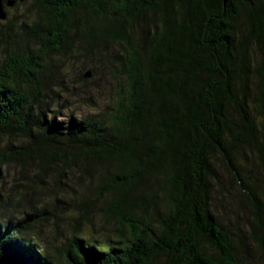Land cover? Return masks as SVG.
Returning <instances> with one entry per match:
<instances>
[{"label":"trees","instance_id":"trees-1","mask_svg":"<svg viewBox=\"0 0 264 264\" xmlns=\"http://www.w3.org/2000/svg\"><path fill=\"white\" fill-rule=\"evenodd\" d=\"M13 1L26 12L0 56V185L14 167L86 193L52 249L41 234L64 202L36 212L0 190V264H245L212 208L223 174L264 257V0ZM75 53L117 83L99 112L64 116L52 67Z\"/></svg>","mask_w":264,"mask_h":264},{"label":"rangeland","instance_id":"rangeland-1","mask_svg":"<svg viewBox=\"0 0 264 264\" xmlns=\"http://www.w3.org/2000/svg\"><path fill=\"white\" fill-rule=\"evenodd\" d=\"M3 7L6 18L0 20V56L5 47H14L20 43V26L25 19L24 13L26 12L25 6L15 3L13 6ZM247 29L248 26L243 25L242 30L247 31ZM75 54V56H56L54 63L60 67H52V70L56 72V80H53V84L59 83V86L53 88L50 92L51 99H49V103L51 106L55 105L54 109L52 108L53 112H61L64 116L89 115L99 112L109 103L110 90L117 83V80L110 77L105 71L98 70L96 66H102L100 58L85 59L84 56L78 55V53ZM250 55L254 64L261 61V56L258 54L255 45L251 48ZM88 72H90V76L86 78V82H82L80 79L81 74ZM119 82L123 83L122 79ZM247 163L249 165L247 173H253V170L256 169L262 171L261 167L257 165L259 159L256 156H248ZM258 175L261 184H263L264 175L261 176L260 173ZM28 178L24 179L20 170L10 167L5 171L0 190L4 196L12 200L18 198L22 207H35L36 212L42 211L44 205L50 210L53 209L52 203H55L56 199L64 202L58 203L57 215L61 218H67L64 219L65 222H61L60 229L57 230L49 225L46 227L45 232L41 234L43 245H51L52 249H58L63 244L64 234H67V222L68 217L72 216L70 212L74 209L73 203L80 202L82 195L86 192L77 188V200L74 201L72 193L65 194L56 191L50 181L38 184L32 176ZM217 190L218 193L212 205L215 215L231 232L234 242L239 241L238 234L240 232L245 237V248L242 252H239L238 258H245V264H264L261 249L257 248L251 241L249 227L252 222V209L249 204L247 203L245 206L242 204L240 193L233 190L232 183L225 174L221 175V184ZM260 196L264 204V190H262ZM93 222L98 225L99 219L95 218ZM94 231L99 232L97 226L94 227ZM59 233H62V235Z\"/></svg>","mask_w":264,"mask_h":264},{"label":"water","instance_id":"water-1","mask_svg":"<svg viewBox=\"0 0 264 264\" xmlns=\"http://www.w3.org/2000/svg\"><path fill=\"white\" fill-rule=\"evenodd\" d=\"M14 1L13 0H10L8 2V6H13L14 5ZM3 3L2 1L0 0V20H4L6 18V14L4 13V7H3ZM90 76V73L86 74L85 77H89Z\"/></svg>","mask_w":264,"mask_h":264}]
</instances>
